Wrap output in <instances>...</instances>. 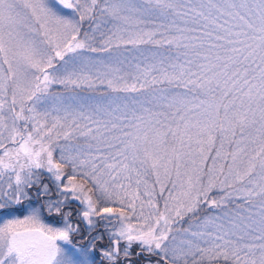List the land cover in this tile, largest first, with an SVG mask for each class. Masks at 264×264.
Segmentation results:
<instances>
[{
	"label": "snow or ice",
	"instance_id": "6c2138e0",
	"mask_svg": "<svg viewBox=\"0 0 264 264\" xmlns=\"http://www.w3.org/2000/svg\"><path fill=\"white\" fill-rule=\"evenodd\" d=\"M0 264H264V0H0Z\"/></svg>",
	"mask_w": 264,
	"mask_h": 264
}]
</instances>
